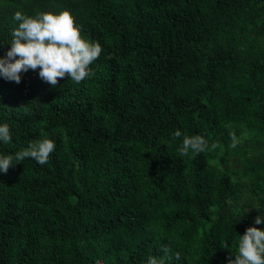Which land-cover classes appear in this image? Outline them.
Masks as SVG:
<instances>
[{
  "label": "trees",
  "instance_id": "trees-1",
  "mask_svg": "<svg viewBox=\"0 0 264 264\" xmlns=\"http://www.w3.org/2000/svg\"><path fill=\"white\" fill-rule=\"evenodd\" d=\"M16 11H68L103 51L79 84L0 78V154L56 145L0 173V264L234 260L264 230V0H0V57ZM177 130L218 147L181 156Z\"/></svg>",
  "mask_w": 264,
  "mask_h": 264
},
{
  "label": "clouds",
  "instance_id": "clouds-1",
  "mask_svg": "<svg viewBox=\"0 0 264 264\" xmlns=\"http://www.w3.org/2000/svg\"><path fill=\"white\" fill-rule=\"evenodd\" d=\"M12 19L17 27L10 33V50L0 57V78L19 84L22 73L39 70V78L55 86L65 76L79 84L95 75L91 66L100 58L102 47L98 42H90L82 36V30L70 12H41L28 16L16 11ZM172 135L181 141V156L191 154L194 158L201 153L214 152L218 147L216 143L209 144L201 135L182 137L179 130ZM229 136L231 147H237L239 140L236 134L229 133ZM11 142L9 125L0 123V144ZM55 148L54 141L43 138L15 153L0 154V173L6 174L10 167L28 159L45 165ZM254 223L264 225V217L257 216ZM238 236V251L229 264H264V230L250 227L244 235ZM161 251L164 257H149L147 264H166V259H171L170 250L164 247ZM175 258L180 259L179 253Z\"/></svg>",
  "mask_w": 264,
  "mask_h": 264
}]
</instances>
